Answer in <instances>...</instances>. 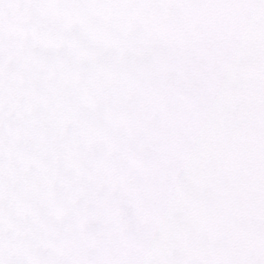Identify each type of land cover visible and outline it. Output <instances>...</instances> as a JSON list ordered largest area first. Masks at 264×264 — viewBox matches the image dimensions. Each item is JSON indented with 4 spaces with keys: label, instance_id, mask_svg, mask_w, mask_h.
I'll return each instance as SVG.
<instances>
[{
    "label": "snow or ice",
    "instance_id": "1",
    "mask_svg": "<svg viewBox=\"0 0 264 264\" xmlns=\"http://www.w3.org/2000/svg\"><path fill=\"white\" fill-rule=\"evenodd\" d=\"M0 264H264V0H0Z\"/></svg>",
    "mask_w": 264,
    "mask_h": 264
}]
</instances>
